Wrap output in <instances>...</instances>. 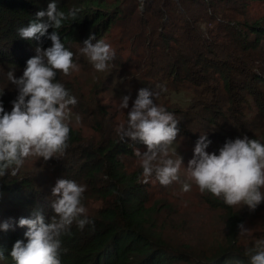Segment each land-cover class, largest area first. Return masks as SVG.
I'll list each match as a JSON object with an SVG mask.
<instances>
[{
	"label": "trees",
	"instance_id": "obj_1",
	"mask_svg": "<svg viewBox=\"0 0 264 264\" xmlns=\"http://www.w3.org/2000/svg\"><path fill=\"white\" fill-rule=\"evenodd\" d=\"M213 1L58 0L60 11L79 9L74 21L56 30L75 54L78 70L68 76L57 72L56 81L76 97L72 112L81 117V126L75 127L71 117L62 157H28L16 176L0 178V223L10 225L0 230L5 255L0 264H15L14 243H27L28 229L18 226L20 218L34 219L37 211L46 221L53 215L58 179L86 185L82 203L94 221V228L80 230L74 223L62 234V264H250L238 226L259 211L254 222L263 219L264 200L254 210L230 207L199 191L198 201L184 200L189 208L181 209L155 176L144 182L135 153L146 146L127 138L122 142L117 135L131 107L119 118L101 96L104 73L116 75L125 78L118 86L121 96L127 95L123 87L134 89L131 102L141 88L160 93L155 103L178 119L177 139L192 138L196 145L205 135L218 151L243 136L264 143V20L249 18L254 0ZM49 2L0 0V101L7 112L18 95L11 82L3 84L7 73L21 77L35 49L51 46L46 37L27 40L17 30L36 20ZM89 36L114 50L107 72H97L80 53ZM250 124L255 126L248 129ZM210 215L219 216L223 228L219 237L206 239L199 221Z\"/></svg>",
	"mask_w": 264,
	"mask_h": 264
},
{
	"label": "clouds",
	"instance_id": "obj_2",
	"mask_svg": "<svg viewBox=\"0 0 264 264\" xmlns=\"http://www.w3.org/2000/svg\"><path fill=\"white\" fill-rule=\"evenodd\" d=\"M78 11L75 8L67 13L60 11L58 0H51L46 10L36 13V20L17 30L27 40L46 37L51 46L35 49L36 55L26 61L21 77L16 78L13 71L7 73L18 95L12 101L11 112L5 111L0 101V178L6 174L16 176L28 157L60 158L68 148L69 123L78 101L56 81V75L61 72L68 76L78 70V65L75 54L65 47L56 30L65 21H74ZM49 28L53 29L51 34H48ZM80 53L97 72H107L115 58L111 46L94 36L83 41ZM159 95L149 88L139 89L127 112L126 125L117 127V135L122 142L127 138L146 146V151L137 149L135 153L143 169L144 182L155 176L162 186H168L181 182L182 159L172 147L179 128L175 115L155 103L154 98ZM129 100V95L122 96L118 108L128 109ZM75 119L79 123L81 117L77 114ZM209 143L205 135L197 140L193 158L184 168L188 176L201 193L208 192L230 207L247 205L254 210L264 200V143L243 136L226 141L218 154L205 151ZM182 184V191L191 190L189 183ZM85 191L86 185L58 179L52 188L53 197H57L51 205L53 215L46 221L37 211L34 219H19L18 226L28 229L24 233L27 243L22 240L14 243L10 256L15 264H62L61 255L65 251L60 239L62 234L74 223L80 230L86 226L94 228V221L82 203ZM9 226L7 221L0 223V230L6 231ZM238 227L240 235L248 233L242 224ZM245 255L250 264H264V239L257 240ZM4 259V251L0 250V260Z\"/></svg>",
	"mask_w": 264,
	"mask_h": 264
},
{
	"label": "rangeland",
	"instance_id": "obj_3",
	"mask_svg": "<svg viewBox=\"0 0 264 264\" xmlns=\"http://www.w3.org/2000/svg\"><path fill=\"white\" fill-rule=\"evenodd\" d=\"M144 0H138V2H143ZM213 1V0H212ZM215 3L214 1L210 4L209 10L211 6H213ZM249 13L250 19H255V20H264V0H254L253 3L249 5ZM214 23V22H213ZM19 57H16L18 59ZM85 76V72H84ZM86 79H89L88 74H86ZM104 80V91L101 93V96L105 98V101H102L106 105H110L111 109L117 110L118 112V117L123 118L124 111L126 109H119L118 104H119V99L122 97L120 94V89L118 86L120 84H123L125 81V78H118L116 75H114V78L109 75L108 73H104L103 76ZM9 81L7 77L5 78L3 84H7ZM122 92L125 94L129 95L130 98H134V89L131 90L130 87L127 88H122ZM172 97V96H169ZM172 100L174 98L172 97ZM177 102H179L177 98ZM132 106V102L129 101V107ZM76 116L72 115L73 118V125L75 127H80L81 122L77 123ZM253 116L251 115L249 118L251 119ZM257 121V120H255ZM255 126V124H250L248 126V129H252ZM264 135V130L261 133V136ZM194 139L192 138H176V142L173 144V148H176V153L177 155L182 159V167H181V182H173L172 184L168 185L167 190H165V194L172 200L179 202V207L181 209H188L189 207L185 204V201L188 202H197L198 201V196H199V189L194 183V181L191 180V178L188 176V173L185 171L184 168H187L188 161L193 158L194 155V148H195V143ZM218 145H214L213 143H209L208 147L205 149L206 152L209 153H216L218 154ZM33 157V156H31ZM175 158V157H173ZM27 168H30L32 166L31 162H28L26 164ZM182 182H187L191 185V190L188 192L182 191ZM198 194V195H196ZM185 200V201H184ZM93 208V206L91 207ZM260 212V211H259ZM259 212L255 214V217L250 219L244 226L246 230H248V233L246 235H240L239 239V244L241 246V249L243 252H246L247 249H249L252 244H255L257 240L263 239L264 238V214L260 215L263 216V219L256 221L257 216L259 215ZM201 218V217H200ZM204 237L206 239H210L212 236L219 237L220 233L222 232V225L220 222L219 216H213L210 215L205 219H202L199 221Z\"/></svg>",
	"mask_w": 264,
	"mask_h": 264
}]
</instances>
